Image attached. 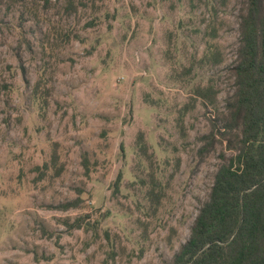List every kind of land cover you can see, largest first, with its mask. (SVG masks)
I'll use <instances>...</instances> for the list:
<instances>
[{
    "label": "rangeland",
    "instance_id": "obj_1",
    "mask_svg": "<svg viewBox=\"0 0 264 264\" xmlns=\"http://www.w3.org/2000/svg\"><path fill=\"white\" fill-rule=\"evenodd\" d=\"M243 9L0 0V264H171L225 152L200 150L232 93ZM204 86L213 106L195 100Z\"/></svg>",
    "mask_w": 264,
    "mask_h": 264
},
{
    "label": "trees",
    "instance_id": "obj_2",
    "mask_svg": "<svg viewBox=\"0 0 264 264\" xmlns=\"http://www.w3.org/2000/svg\"><path fill=\"white\" fill-rule=\"evenodd\" d=\"M243 2L235 60L228 70L232 93L224 107H214V115L208 117L210 132L202 137L200 150L205 154L218 143L230 155L221 153L207 198L171 264H264V0ZM73 9L69 1L66 10ZM210 34L215 31L209 29ZM208 50L205 58L217 62L213 46ZM193 95L212 106L216 98L210 86L196 87ZM140 143V151L146 153L142 139ZM82 163L87 169V158ZM119 179L120 175L114 183L116 191ZM79 203L76 199L61 208H77ZM82 220L76 221L77 228Z\"/></svg>",
    "mask_w": 264,
    "mask_h": 264
}]
</instances>
